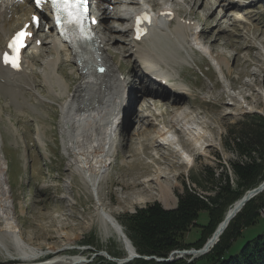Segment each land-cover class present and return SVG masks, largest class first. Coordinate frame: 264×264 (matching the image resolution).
Listing matches in <instances>:
<instances>
[{
	"label": "rangeland",
	"instance_id": "374dc122",
	"mask_svg": "<svg viewBox=\"0 0 264 264\" xmlns=\"http://www.w3.org/2000/svg\"><path fill=\"white\" fill-rule=\"evenodd\" d=\"M226 1L207 0V5L197 6L199 16L191 15L189 12L192 11L191 4H186L184 0H176V2L165 0L159 3L160 5L167 3L176 10L183 9L186 14L194 17L197 23L204 24L206 29L203 30L204 33L202 32L198 42L200 44L204 41L203 45L202 43L200 45L201 48L211 52L214 44L211 42L214 40L216 41L214 45L218 47L212 53L214 58L197 52L194 54V46L188 34L184 35L182 29L176 26L170 27L171 33L177 35L176 43L187 48V55L181 52V56L178 53L174 54L163 37L156 39V36L155 39L152 38L148 43H144L146 46L151 43L157 55L165 54L166 59L170 58L175 62L176 67L168 66L165 72L171 77L180 75L179 79L174 80L175 87H172L182 89L187 100L183 102L185 105L180 109L181 111L176 112L167 107L166 103L169 101L167 97L159 99L151 93L140 94L137 101L132 104L131 113L128 112L124 117L123 112L119 117L117 115L114 117L116 118L114 120H118L123 116L125 120L122 119L118 129L112 132L113 137L110 138L112 144L107 148L110 153L109 158L103 156L104 176L97 181L98 191L96 189L93 191L84 177L85 173L98 171L101 166L98 159L93 156V152L91 153L93 150L89 143L91 136H87L90 132H83L86 130L85 126H82L81 132H76L77 139L81 135L77 144L79 146L74 147L78 149L67 148L69 141L68 132L62 128L63 112L70 104L73 95L71 92L75 91L82 79L72 58L68 55L64 56L66 50L60 51V44L54 53L49 50L53 49L49 46L54 44L58 37L55 40H51L53 36L44 37L42 53L40 52L35 60L32 59V65L28 63L26 76L19 78L20 86L7 88L8 91L0 86V166L5 169L2 173L5 180L2 187L7 206L6 209H0V234L4 233L5 223H17L27 244L43 255L32 264H46L62 255L81 256L84 257V264L90 260H92L90 264H93L98 257L103 256L94 259L92 256L102 252L110 253L119 259L128 257L123 242L110 226L105 225L102 215L111 214L117 221L124 215L133 214V211L155 202L167 209L157 201V197L155 199L150 197V191H154V187H157L148 178L151 175V168L164 169L162 171L167 175L165 174L166 177L162 181L174 186L177 199L184 193L185 187L196 191L202 197H214L220 181L223 184L228 182L235 187L237 181L232 165L238 160L245 162L248 159L235 152L234 144L228 142L229 127L240 126L247 115H264V0H229L234 2L236 7H227L223 4ZM7 2L9 6L15 5L14 1L11 2L12 4L9 0H6ZM127 3L123 0L122 4L118 5L115 2L106 7L109 10L108 19L105 21L101 15L102 25L98 28L97 34L106 55L116 67V73L129 82L127 85L132 100L135 90L143 86L140 82L144 80L141 79L144 74L140 66L145 68L147 63L142 61L141 52H137V59L131 58L133 53L131 55L130 53L134 48H130L128 44L130 40L128 34L121 33L127 29L126 22L122 25L114 18V14L121 11L122 15L126 16L122 10L130 11L148 3L141 1L138 6L131 5L132 7ZM208 6L213 7L212 17L209 15L210 10H206ZM18 8L20 9V6ZM23 10L21 9L22 12L18 14V16L22 14L20 19L29 13V9ZM238 13L246 18H243V21L233 20L232 16L236 17ZM105 25H113L119 30L113 33L118 38L115 45L106 41ZM210 29H213L215 35L210 37L212 39L210 42H207L202 37L206 36ZM156 43L166 49L163 51L154 46ZM248 44L254 45L253 50L246 49L249 47ZM122 48H125V53H120L124 52ZM170 53L173 55H169ZM48 63L51 65L48 66ZM167 75L164 79L168 78ZM144 82L151 87L148 81L144 80ZM151 88L154 91L157 89L155 92L174 90ZM183 113L190 121L186 120L189 122L188 128L199 127L206 132L203 148L199 145L195 150L191 142L188 143L185 139V134H174L172 136L176 139L179 137L182 140L183 137L184 150L192 155L193 163L189 166L175 164L172 165L173 168L176 167L175 169L170 168L171 161H175L168 157L172 152L161 149L160 153L166 155L165 158L170 161L164 160L156 164L158 161L153 157L156 155L153 142L141 141L145 134L141 130H145L141 126L144 119L153 121L157 128L160 124H169L176 114L182 118L186 117ZM145 128L149 132L155 129L152 126ZM95 136L101 140L104 138L101 133ZM145 140L147 137L144 138ZM134 144L143 147L138 155L132 151ZM147 165L150 170H146ZM142 199L146 202L140 203L139 200ZM7 214L10 215L8 221ZM209 223V213L201 212L197 225L186 234L185 243H196ZM118 224L120 225L119 222ZM263 234L264 218L261 217L255 226L244 230L243 236L233 244L229 254L237 255L248 241ZM11 238L12 235L5 239L11 243ZM15 259L7 260L0 254V264H29L22 263L19 258ZM183 259L188 262L190 257ZM195 264H207V262L201 259Z\"/></svg>",
	"mask_w": 264,
	"mask_h": 264
},
{
	"label": "bare ground",
	"instance_id": "6f19581e",
	"mask_svg": "<svg viewBox=\"0 0 264 264\" xmlns=\"http://www.w3.org/2000/svg\"><path fill=\"white\" fill-rule=\"evenodd\" d=\"M9 1H10V4H12L11 2H13L14 0H9ZM24 1H26V0H24ZM185 1H186V3L192 5L191 15H193V16H196V15L199 16L200 15L199 9L197 8V6H199V5L202 6L203 4L207 5L206 4L207 0H185ZM256 1H260V0H256ZM115 2L119 5L123 2V0H98L97 11L103 12L102 16H103L105 21L108 19V16H107L108 13L107 12L109 11L108 8H106V7H109L111 4L113 5ZM8 3L9 2L6 3V0H0V47H1V49L5 45L7 39L11 35V33L18 27V25L20 27H22L25 23L30 21V16H31V14L34 13L33 8L31 6H29V8H28L29 13L24 15V18L20 19L17 17L19 12L21 11V9L18 8L19 6L14 7L15 5H13V4H12V6H9ZM127 4L130 7L131 5L136 4V2L133 0H130V2ZM223 4L226 5L227 7H229V6L236 7L234 2L229 1V0H227ZM206 10H210L209 15H210V17H212V15L214 13L213 7L209 8V6H208V9H206ZM127 14L125 13L126 16H124V15H122V12L119 11L118 13L116 12L114 14V18L117 21H120L122 25H124L125 22H127V20H128ZM238 15L239 16L237 17L238 18L237 21L240 19L243 20V18H246L241 13H238ZM41 20H42L43 24L44 23L46 25L49 24V18L45 14L41 15ZM206 23L208 24V20H206ZM100 25H102V20L99 21V24L97 27L99 28ZM104 29L107 31V34H106L107 40L106 41L109 44L111 43V44L115 45L118 41L117 40L118 38L113 33H116L119 30H117L113 25H111V26L105 25ZM186 31H190L192 33L191 30H186ZM202 32L204 33V31H202ZM202 32L197 37H194L195 38V41H193L194 45L196 43L198 45V42H199L198 40H199ZM121 33L128 34L129 29L128 30L126 29L125 31H123ZM186 33H188V32H186ZM124 34H122V36H124ZM219 34L220 33H218V35ZM184 35H185V33H184ZM214 35L215 34L213 32V29H210L207 31L206 36L203 35L202 38L205 41L210 42V40H212V39H210V37H212ZM39 38H40L39 36H36L33 40V43L35 41H38ZM176 38L177 37L172 38L174 43H176L178 41ZM190 38L192 39V37H190ZM120 40L122 41V39H120ZM164 42L168 45V48L173 50L172 52L177 55L178 51L176 49L172 48V45H173L172 42L170 40H167ZM215 42L216 41L214 40L211 43L216 44ZM160 43L162 44V42H160ZM44 44H46V43H44ZM58 44H62L61 41L59 40V38L57 39L56 42H54V44H51V46H49L53 49H49V48L48 49L54 53L56 50H58V46H59ZM191 44H192V42H191ZM214 44H212L213 49L211 50V52L208 51L209 54H211V57H213L212 53L214 51H216L217 50L216 48L218 47V45H214ZM251 45H249V47H246L247 46L246 45L245 46L246 49H249V50L252 49L253 50L254 45L253 46H251ZM154 46L159 47V49H161L163 51L166 49V48L165 49L161 48L160 44H157V43L154 44ZM241 46H243V45H241ZM33 47H35V46H33ZM65 47H67V46H65ZM162 47H164V46H162ZM239 48H241V47H239ZM64 49L67 50L73 56V59L77 58L82 63V64L80 63L79 65H76L78 70H80L81 67H84L86 69L87 68L91 69V68L96 66L94 64L93 65L90 64L91 62L92 63L94 62V60L92 59L91 53H88V57H87V54L85 52L76 53V51H72L71 49H67V48H64ZM122 49L124 52H120V53H125V48H122ZM122 49H120V50H122ZM147 49H149L148 51L151 55L157 56V58L160 60V61H157L158 65L162 64L161 66L167 65V66H173V68L176 67V64L173 60H170V58L166 59L167 55L166 56H165V54L157 55L156 50L154 48L150 49V47H148ZM96 52L98 54V59H100L101 63H103L106 67L105 73H104V75H99L96 72H92L90 76H87L84 72L80 73L82 80L77 85V88L75 89V91L71 92L73 95H72L70 104L64 109V112H63L64 119H63V123H62V128L68 132L69 146L71 144L70 147L69 146L67 147L68 149L69 148H73V150L78 149V148H74V147L77 144H79V137L81 138V135L77 139L76 132H79L81 129L83 130L82 126H85V129H86V130H83V132H85V131L90 132L89 135H87V136H91V137H89L90 142H89V140H87V139L86 140L89 143H91V149H93L91 151V153L93 152L92 153V154H94L93 156L96 157V159H98V163L101 164V166L99 167L100 169L98 171H91V173H85V176H84L86 178L88 184L91 186L93 191L95 189L98 191L97 181L104 176L102 174V167H104L103 156L109 158L110 153L107 151V148L110 147V144H112V142L110 141V138H111L112 132H113L112 131V122L114 121V119H116V118H114V117H116V115L119 117V115H121V113L124 112V117H125V115H127L128 112L131 113L132 112V109H131L132 104L137 101L140 94H147V93L150 94L151 93V95L158 97L159 99H163V98L167 97L169 100L166 103L167 107L172 108L176 112L178 110H180L185 105V104H183V102L185 100H187V96H186V94H184L182 89L175 88L171 92H155L157 89L154 91L153 88H151L145 84L144 80H141L140 84L142 85V83H143V86L141 87V89L137 88L135 90V93H133L134 99L131 100L132 95L129 94V92H130V90H129L128 99H127V102H125L124 97H123L124 91L122 90L124 85L123 84L121 85L120 81L116 77V70L113 67V64L111 63L110 58L108 57V55H106V52L102 46V43L97 44ZM171 53L169 55H173ZM37 60H38V58H37ZM161 66L159 68H162ZM146 68H150V67L146 66L145 69ZM165 77H166V75L163 76V79ZM0 80L4 81L2 84V86H4V87H12V86H15V84H16L14 74L9 70L4 69L1 65H0ZM164 80L165 81H171V80H168V78L164 79ZM130 84H132V83H130ZM4 89H6V91H8L7 88H4ZM13 93H14V91H13ZM145 102L148 103L147 100H145ZM133 110H134V108H133ZM183 114H185V113H183ZM176 115L179 117H177ZM176 115H175V118L173 116H172L173 118L171 117L172 119H171V122L169 121L170 123L168 122L169 124H167V125L160 124L157 128H156V124L153 121H150L149 119H144V118H142V119H144L145 121L141 125L145 129V130L141 129L143 132H145L144 136H142V138H141V141L143 143H146V141H150V140L153 142V147L155 148V152L157 155V156L154 155L153 157L155 160L158 161V162H156V164H158L164 160H169V159L165 158L166 155L164 156L160 153L161 149L170 150L172 152V154H169L171 156H168V157H171V159H175V161L174 160L171 161L170 168H173L172 165H175V164H178V166L183 165V164L189 166V164L193 163V161H194L193 159H191L192 155L190 156V154L186 150H184L185 147H184L183 141H182L183 137L181 140V138H179L178 136H177L178 139H176L175 136H172V135H174V134H185V136H184L185 139L188 141V143L191 142V144H192L191 146H193V148L195 150L199 148L198 147L199 145L201 148H203L204 143L206 142V132L200 130L201 128H199V127L196 129L195 128H188L187 123H189L190 121L187 120L188 117L186 114H185L186 117L184 116V118H182V116H180L179 114H176ZM108 116H109V118L107 119ZM186 120L189 122H186ZM118 126H120V124ZM145 126H152L153 128L155 127V129L153 131L149 132L146 130ZM102 130H103V132H102ZM99 133H101L103 135L102 137H104V138H102V140L95 136L96 134H99ZM152 133H153V135H150ZM83 135H84V133H83ZM145 137H147V140L144 141ZM139 143H141V142H139ZM77 146H79V145H77ZM141 147L138 144H134L132 147V151L134 152V154L136 153V155H138L140 153L141 149H143V147L142 148ZM88 152H89V150H88ZM79 154H81V153H79ZM82 156H84V155H82ZM89 163L90 162H88V164ZM88 164H87V166H88ZM145 168H146V170H150V167L148 165L145 166ZM175 168H173V169H175ZM162 170H164V169H161V168L152 169L151 168V175L148 178H150L151 181L153 183H155V185L157 187H154V191L151 188L152 191H150V195H151L150 197L152 199H155V197H157V201L161 202V204L165 208H167L168 210H174L178 206L177 205L178 199H177L175 192H174V186H172L171 184L163 183L162 179L165 178L167 174L165 171H162ZM3 172H5V169H3L0 166V209L1 210L7 208L6 203H5L6 202V195H5V191L2 187V185L5 182V180L2 177ZM148 181H149V179H148ZM148 187H149V185H148ZM139 202L145 203L146 200L142 199V200H139ZM237 202L238 201H236L231 206L229 211L234 212V210L236 209V207L238 205ZM175 205H177V206L175 207ZM6 217H7L6 219L8 221L10 219V215L7 214ZM102 219H103V222L105 223V225L110 226L112 228V230L115 232V234L118 236V238L123 242V238H122L120 230L118 228L119 227L118 226L119 224L117 222L118 220L116 221V219L111 214H108V213L103 214ZM5 225L6 226L4 227V230H3L4 233L0 234V254H2V256L4 258H6L7 260H9V259L14 260L17 257L16 259L19 258L20 260H22V263L32 264V263L36 262L39 257L43 256L39 250L31 248L30 245L27 244L26 240L22 237L21 229L17 223H5ZM11 235H12V238H11L12 242L10 243V242H8L9 240L7 241V239H5V238L7 236L11 237ZM212 237H213V235L210 237L209 241L212 239ZM220 237H219V239H220ZM123 245L126 248V252H128L127 255L132 256L134 254V251L129 246L130 244H124L123 243ZM191 250H193V249H191ZM196 250H198V249H196ZM83 258L84 257H81V256L62 255L60 257H57V259H55L53 261H49L46 264H84ZM126 258H127V256H126Z\"/></svg>",
	"mask_w": 264,
	"mask_h": 264
},
{
	"label": "trees",
	"instance_id": "16d2710c",
	"mask_svg": "<svg viewBox=\"0 0 264 264\" xmlns=\"http://www.w3.org/2000/svg\"><path fill=\"white\" fill-rule=\"evenodd\" d=\"M228 142L234 144L235 152L248 159L245 162L238 160L232 165L237 181L235 187L228 182L223 184L220 181L214 197H202L196 191L185 187L184 193L178 196V206L174 210L164 209L155 202L137 209L135 214H126L118 220L139 256L168 259L174 251L203 248L223 221L229 207L240 200L247 191L264 181V116L247 115L240 126H230ZM263 209L264 192L247 203L222 234L218 244L198 260L203 259L207 264H264V234L248 241L237 255L229 254L233 244L243 236L244 230L258 223L260 211ZM203 211L210 215L209 225L196 243L186 244V234L197 225L199 215ZM109 255L116 258L110 253ZM196 261L190 264H195ZM93 264L117 263L98 257ZM128 264H188V262L185 259L163 263L135 259Z\"/></svg>",
	"mask_w": 264,
	"mask_h": 264
},
{
	"label": "water",
	"instance_id": "95a60500",
	"mask_svg": "<svg viewBox=\"0 0 264 264\" xmlns=\"http://www.w3.org/2000/svg\"><path fill=\"white\" fill-rule=\"evenodd\" d=\"M263 192H264V181L261 184H259L257 187L247 191L245 195L237 202L238 205L236 209L234 210V212H231L228 210L227 213H225L223 221L218 225V227L212 234L213 235L212 239L210 241L208 240L205 243L204 247L201 249L174 251L171 253L169 259H161V258H156V257H141L136 253V250L132 246V243L130 242L126 234L123 232L124 230L122 226L118 225L121 236L123 238V243L130 244L129 246L131 247V249H133L134 254L132 256H128L125 259H118V258L111 257L107 252H102L100 254L93 255L92 259H94L97 256H103L109 261L117 263V264H127L135 259H144L146 261L154 260L158 263H163V262L173 261L175 259H182L186 256V257H190V259L188 260V263L190 264L194 262L195 260L199 259L200 257H203L206 254H208L211 251V249H213L214 246L218 244L219 237L222 236V234L226 231L230 223L237 217V215L242 211V209L247 205V203H249L251 200H253L255 197H257ZM135 212L136 211H133L132 213L134 214ZM86 263L90 264L92 263V260L86 261Z\"/></svg>",
	"mask_w": 264,
	"mask_h": 264
},
{
	"label": "snow or ice",
	"instance_id": "6c2138e0",
	"mask_svg": "<svg viewBox=\"0 0 264 264\" xmlns=\"http://www.w3.org/2000/svg\"><path fill=\"white\" fill-rule=\"evenodd\" d=\"M44 0H35L37 7H39ZM51 4L57 11L56 22L57 25H61V14L64 15L65 19L72 24L80 25L83 19V7L85 0H51ZM33 21L38 24L39 18L33 17ZM29 33L21 30L13 38L10 48L13 49V55L10 57L7 53L4 55V63L10 64L13 68L18 67V53L19 50L24 47V40Z\"/></svg>",
	"mask_w": 264,
	"mask_h": 264
},
{
	"label": "built area",
	"instance_id": "2783aa9c",
	"mask_svg": "<svg viewBox=\"0 0 264 264\" xmlns=\"http://www.w3.org/2000/svg\"><path fill=\"white\" fill-rule=\"evenodd\" d=\"M260 216H261V217H264V210H261V211H260Z\"/></svg>",
	"mask_w": 264,
	"mask_h": 264
}]
</instances>
